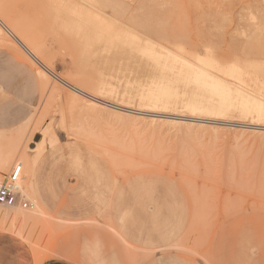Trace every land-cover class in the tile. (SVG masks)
<instances>
[{
    "label": "rangeland",
    "instance_id": "1",
    "mask_svg": "<svg viewBox=\"0 0 264 264\" xmlns=\"http://www.w3.org/2000/svg\"><path fill=\"white\" fill-rule=\"evenodd\" d=\"M72 1L0 0L4 21L51 69L42 79L37 62L0 34L9 43L0 42V94H9L0 98V118H22L17 128L2 127L0 147L22 151L32 134L30 146L43 131L49 137L37 165V193H25L22 178L20 183L27 199L38 198L48 215L28 221L32 207L16 206L26 221L0 220V246L33 264H264V0H224L222 17L227 21L230 3L231 18L212 27L211 39L220 56H190L212 69L221 61L225 80L256 97L236 95L227 83L203 87L168 57L157 56L132 20L109 6L81 13ZM196 1L174 0L188 11ZM192 25L182 19L171 27L177 44L195 33ZM95 43L105 46L98 56H109L112 77L107 71L104 79L132 94L129 113L136 115L158 88L179 102L181 94L195 93L223 110L214 116L209 108L181 103L148 110L210 120L176 129L90 110L61 79L94 89L81 56H94Z\"/></svg>",
    "mask_w": 264,
    "mask_h": 264
},
{
    "label": "bare ground",
    "instance_id": "2",
    "mask_svg": "<svg viewBox=\"0 0 264 264\" xmlns=\"http://www.w3.org/2000/svg\"><path fill=\"white\" fill-rule=\"evenodd\" d=\"M75 1L76 0H73L72 2H75ZM234 2H236V1H234ZM76 3H78L77 6H79L78 8H76V10H79L81 13L88 11L90 9L89 7L96 8L97 10L103 12V7L109 6L112 8L113 13L116 16H118L119 18L128 19L129 21L132 20L133 23H136L137 25L142 27V29H143L142 35L147 40L150 47L153 49V52H155V54L157 56L168 57L172 61V63L175 65L177 70H179L181 73H185L186 75L193 76L194 80L198 81L199 84H202L203 87L207 86L208 83H210V82H214L215 84H222L225 86L228 84L227 86H229V88H231L230 89L231 92H234L236 95H240V94H243V92H245L248 95L256 97V94L252 90H250L249 88L245 87L243 84H238V83H235V82L227 80V79L225 80V78L221 75V71L223 69H225V67H224L225 64L222 63L221 61L214 63L216 68L212 69V68L205 66L203 63H200L199 61H197V59L190 57V56H220V51L218 50V48L215 49L211 45L212 27L217 26L218 24H221V23L223 24L224 22L227 23V21L229 22V19L231 18L230 14L232 12L230 3H228V4L226 3L228 5V7L230 8L229 11L231 10L230 13L228 12L229 15H227V17H228L227 21L224 19V17H222V15L224 13H226V12H223V9H224L223 5L224 4H222V3H224V0H217V1L198 0L195 2V6H197V8H195V10L192 9L191 11H188V9L184 6L182 7V6H179L178 4L175 5L174 0H132L131 2H126L124 0H77ZM238 3H237V5H238ZM233 4L235 5V3H233ZM227 5H226V7H227ZM244 5L247 6L248 3L247 4L245 3ZM233 8L236 9L237 6L233 7ZM3 11L4 10L0 7V34H1L2 38H5V36L2 34H7L9 37L13 38V40L29 56H31L37 62V64L44 70L45 73H43V71H41V70H40V73L42 75V78L45 79L46 78V75H45L46 72L47 73L51 72L50 67L45 62H43L39 58V56L36 55V53L31 49L32 47L30 48V46L26 43L25 39L23 37L19 36V34L16 33L17 31L15 32L14 29L4 21L5 17H7V16L3 13ZM6 12H8V11L6 10ZM182 19H185L188 22H190L191 24L195 25V27L192 25L193 28H195V31H192V32H195V33L193 35L188 34V38H187L188 40L185 43H178L177 44L174 40L172 31H171V27H173V25H175L176 23H178ZM10 25H11V23H10ZM196 25H198L200 27L199 30L197 29L198 26H196ZM16 30H18V29H16ZM122 32L125 33L126 36L128 38H130L131 40L132 39L144 40L143 38L136 35L134 32H129V31H122ZM8 36H6L5 39H7ZM5 39H3V40L1 39V40L4 43H7L9 45L8 42H5ZM1 40H0V42H1ZM9 40H10V38H9ZM13 40H10V41H13ZM7 41H8V39H7ZM0 46H5V44L4 45L0 44ZM104 47L105 46L102 47L100 44L95 43L94 48H92V51H91V55H94V56H81V59H83L84 65L86 67H89L93 73L94 89H92V91H88V90L86 91V90L76 86L75 84L71 83L70 81L61 79V80H63L64 84L73 91V93H70V94L68 93V94L70 96L71 95L74 96L78 100H82L83 103L86 106H88L89 109L91 108L94 111L95 110H101L104 112H108L110 114H113V117L116 115L120 118L121 117H127V118H131V119H137V121L145 122L146 124L147 123L153 124V125L158 124L159 126H168V128H172V129L173 128L176 129V128L188 127L189 125L195 124V123H193L195 121H210V120H207L208 118H205L204 116L203 117H201V116H199V117H197V116L196 117H185L182 113L179 116H177V115H173V113H163V112L148 111V110L149 109H158L155 107H159V106L170 107V106H173L175 103H179V104L181 103L183 106L191 107L194 109H202V110L204 109L205 110V109L209 108L210 112H207V114L214 115V116L220 115L221 111L223 110V106L208 105L206 102L202 101L201 100L202 98L197 96L195 93H188V94L183 93V94H181L180 98L183 99V102H181V101L179 102V100H176L177 97H175L174 95H169V96H167L168 94H166V96L162 95L161 94L162 91L158 88L155 90V94L152 97H150V99H143L145 101H142L143 104L140 106L141 108L135 109V111L138 112L136 115H134V113H133L134 111L132 112L133 114L129 113V112H131L129 110L132 109V107L127 105V104L130 103V100H128V99H129V96H131L132 94H130L128 89L121 87L119 82H118V85H116V83L113 84L112 83L113 80L111 78H109L110 76L112 77L111 65H109L110 64L109 56H98L99 53H101V55L103 54L102 48H104ZM107 71L110 72L109 73L110 76L106 75V77L111 79L112 81L111 80L109 81L108 79L106 81V79H104ZM46 81H47V79H46ZM185 91L192 92L193 90L191 87L190 88L187 87ZM108 96L111 99L113 97L114 101H111L110 99L108 100L107 99ZM69 100H70V98H69ZM78 100H76V101L78 102ZM73 101H75V100H73ZM69 104H70V102H69ZM78 104H80V103H78ZM73 105H75V104H73ZM83 106L84 105L82 104V107ZM71 107H74V106L71 105ZM84 107H83V109H84ZM88 112H90V111H88ZM85 113H84L83 117L86 118ZM96 113H98V112H96ZM93 114H94V112H93ZM98 114H100V113H98ZM146 114H149V115H146ZM65 116H67V115H65ZM102 116H103V114H102ZM103 117H106V115ZM107 117H110V116H107ZM94 118H96L95 114H94ZM115 118H114V120H115ZM184 120H190V122L184 123ZM71 121H73V120H71ZM109 121H110V119H109ZM211 121H213V120H211ZM65 122H67V121H65ZM85 122H86V119H85ZM76 123H78V122H76ZM76 123L74 125H76ZM88 123H89V121H88ZM134 123H135V121H134ZM89 124H91V123H89ZM79 125H80V123L78 124V126ZM90 126H92V125H90ZM95 126H97L96 123H95ZM209 126H212V125H209ZM71 127L73 128V126H71ZM87 127H88V125H87ZM106 130H108L107 132L109 133L110 129H106ZM83 131L86 132V130H83ZM87 132H89V131H87ZM87 132H86V134H87ZM47 133H48L47 131H43L42 139H40L39 142H34L33 146H30V144L33 142L32 141L33 140L32 139L33 134H32V138L31 139L28 138L30 140L28 141L26 147L22 151H17L16 147H18V146H13V148H11V146H10V148L7 149V151H5L3 148L0 147V180L2 178L3 172L6 171V169L9 167V165L12 164L13 162L15 163V161H17V162L19 161L16 164L22 165V173H21V177H20L19 185H18L20 188V191H21L20 183H21V178H22L21 184L23 186L22 189L24 191H26L25 193H29V192H30L29 194H32V192L36 193L35 192L36 191V188H35L36 169H37V165H38L40 156L43 152L44 143H45V141H47L49 139V137L47 139V135H48ZM29 137H31V135ZM94 137H95V135H94ZM113 137H114V139H116L115 136H113ZM111 139H112V137H110V140ZM53 140H54V136L52 135L51 141H53ZM0 143H1V140H0ZM15 149H16V151H15ZM23 167H24V173H23ZM12 169H13V167H12ZM11 170L9 171V173L11 172ZM22 174H23V176H22ZM189 182H191V181H189ZM22 191H21L22 195H24L26 198H28ZM32 197H33V202H32V200L30 202H31V207H32L33 211L31 213L32 216L28 219V221L38 219L41 216H43L44 213L45 214L47 213V215H48V212L45 211L43 205L38 200V198H36L34 195H32ZM0 206L9 208L8 211L0 208V220H2L4 222L9 221V222H12L14 224H18L22 221H26V219H24V216L22 215V212L19 209H17L16 206H5V205H1V204H0ZM198 206H200V205H198ZM18 207H20V206H18ZM44 216H46V215H44Z\"/></svg>",
    "mask_w": 264,
    "mask_h": 264
},
{
    "label": "built area",
    "instance_id": "3",
    "mask_svg": "<svg viewBox=\"0 0 264 264\" xmlns=\"http://www.w3.org/2000/svg\"><path fill=\"white\" fill-rule=\"evenodd\" d=\"M131 2L132 0H124ZM22 173V165L15 164L9 174H5L0 182V204L5 206H20L30 208L31 202L22 195L19 188V180Z\"/></svg>",
    "mask_w": 264,
    "mask_h": 264
},
{
    "label": "crops",
    "instance_id": "4",
    "mask_svg": "<svg viewBox=\"0 0 264 264\" xmlns=\"http://www.w3.org/2000/svg\"><path fill=\"white\" fill-rule=\"evenodd\" d=\"M38 73H39V75L42 78V75H41L39 70H38ZM0 98H1V100H6V99L9 98V94L5 93V92H1ZM21 119L22 118L19 117V118L15 119V120H12V119H9V118L5 117L4 115H1V118H0V131H5V129H3L4 127L13 128L14 129V128H17V127L21 126V125H18V123L21 121ZM35 188H36V183H35ZM4 249L5 248L0 246V264H2V260H5L6 262H8L6 264H33L31 260H29L27 262H22L21 259H20L21 255H20V258L17 259L16 258V253H14V251L10 250V252H8V251L6 252V249L5 250ZM42 264H73V263L62 261V260H51V261L43 262Z\"/></svg>",
    "mask_w": 264,
    "mask_h": 264
}]
</instances>
